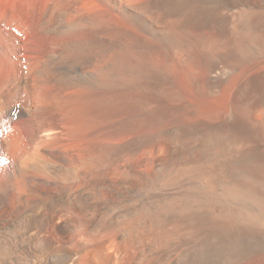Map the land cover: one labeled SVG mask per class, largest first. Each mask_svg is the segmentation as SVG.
Segmentation results:
<instances>
[{"label":"bare ground","instance_id":"1","mask_svg":"<svg viewBox=\"0 0 264 264\" xmlns=\"http://www.w3.org/2000/svg\"><path fill=\"white\" fill-rule=\"evenodd\" d=\"M0 264H264V0H0Z\"/></svg>","mask_w":264,"mask_h":264}]
</instances>
